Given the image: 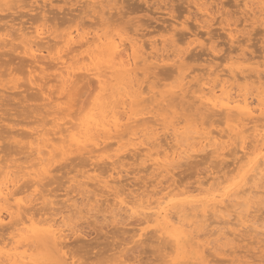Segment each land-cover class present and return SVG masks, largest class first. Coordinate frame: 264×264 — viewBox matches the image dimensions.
Segmentation results:
<instances>
[{
    "label": "bare ground",
    "instance_id": "bare-ground-1",
    "mask_svg": "<svg viewBox=\"0 0 264 264\" xmlns=\"http://www.w3.org/2000/svg\"><path fill=\"white\" fill-rule=\"evenodd\" d=\"M36 1L37 0H0V13L6 12L9 10L8 13L10 14V12H11V14H12L14 12H18L19 11L18 8L19 9L20 8L25 9V8H29L31 6H35V5H32L31 2L35 3ZM39 1H41V0H39ZM51 1L54 2L55 0H51ZM91 1L95 2L94 5ZM110 1H112V0H110ZM117 1L118 0L114 1V3H116ZM162 1H165V0H162ZM236 1H238V0H236ZM251 1L245 0V4H248V8L249 7L251 8V9L249 8L252 11L251 17L255 19L253 23H257V22L259 23V22H261L260 11L258 8H252L251 7V5L253 3H258V0H251ZM56 2L57 1H55V3ZM89 2L92 3L93 7L95 5L98 6V7L97 6L94 7L95 9L96 8H98V9L102 8L101 6H103V1H102V3H100L101 1L99 2V0H90ZM97 2L100 3L101 6L98 5ZM106 2L109 3V1L106 0V1H104V4ZM203 2H205V3H203ZM91 3H89V4H91ZM202 3L205 4L206 6L202 5ZM89 4H86V5L90 6ZM107 4L104 5L105 6V9H103L104 11H106V8L108 6H109L107 8L108 10L113 9V6L115 7L114 9H116V6L113 5V1L111 3H109L108 6H107ZM110 4H111V6H110ZM193 4H196V5L201 4V8H204L202 10H205L207 14L210 13L209 9L207 7L209 5H210L209 6L210 9H211V7H213V5L211 6V4L208 3V0L207 1L206 0L195 1V2H193ZM116 5H117V3H116ZM223 5L225 6V4H223ZM243 5H244V3H243ZM37 6H35V7H37ZM214 6H216V4ZM222 6H221V8H223ZM118 7H119V5H118ZM219 8H220V6H219ZM248 8H245V9L247 10ZM37 9H38V7L35 10H37ZM214 9H215V7H214ZM30 10L33 11V9H30ZM44 10H46V9L43 8V10L41 12L44 13L45 12ZM91 10L93 11L94 9L92 8ZM97 10H96V13H97ZM117 10H118V8H117ZM171 10L169 9V11H171ZM221 10L219 9V13H222V12L224 13V11H221ZM250 10H249V12L251 13ZM247 11L244 13L245 15H246V13H248ZM46 12H45V14H46ZM93 12H95V11H93ZM100 12H103L101 9L98 13H99V15L101 14L100 16H102V13H100ZM168 12H165V13H168ZM42 13H41V15H42ZM103 13H104V15L106 14L105 12H103ZM170 13L173 16V18L179 17L178 18L179 20L177 19L175 22L173 21L174 23H171L172 21L170 22L169 25L172 26V28H173L175 23L177 21H180L181 18H180V16L175 17L177 15L172 14V12H170ZM240 13L242 14V12H240ZM25 14L28 15L29 13L28 14L25 13ZM25 14L23 15V13L21 12V16L22 15L25 16ZM45 14L42 17H44ZM109 15H111V13ZM190 15H192V14H190ZM193 15H194V13H193ZM202 15H204V14H202ZM247 15H246V18H249L250 14L248 17H247ZM112 16H113V14H112ZM169 16H170V14H169ZM188 16H187V18H188ZM208 16H210V19H211V20L207 19V20H209V23L212 21L215 22L214 17L216 16V14L213 15V18H211V15H208ZM208 16H205V17L209 18ZM4 17H6V14H4V16L1 17V19ZM203 17L204 16H202V18ZM94 19H95V17H94ZM102 19H106V17L103 16V17H101V21H102ZM198 20H199V17H198ZM245 20L246 19H244V23H245ZM76 21H74V22H76ZM103 21H105V20H103ZM107 21H108V18H107ZM186 21H188V20L186 19ZM246 21H248V19ZM250 21H252V19ZM126 22H129V21H126ZM134 22H136V21H134ZM205 22H207V21L199 20V23L204 24ZM235 22H234V24H235ZM182 23H183V21H182ZM187 23H189V22H187ZM187 23L185 24L184 28L187 27V25H188ZM221 23H223V22H221ZM78 24H77V26H78ZM179 24H181V23L178 22L176 24V25H178L177 27H179ZM202 24H199V25H202ZM210 24H212V23H210ZM239 24H241V23H239ZM42 25H44V23H42ZM105 25L106 26H104V27L108 26L109 28L111 26L110 24L109 25L105 24ZM196 25H197V23H196ZM236 25H237V23H236ZM5 26H6V29H9V28H7V25H5ZM23 26L20 27L19 29H17L18 31L15 30L16 31L15 36H17L16 39L11 34H10V36L13 37L11 39L8 37L9 34H7V33H5V35L1 34L4 37L0 38V50H1V48H7L8 45H12V46H10V48L11 47L13 48V46H14V49H15V45H17L18 42L16 43L14 41V39L16 41L21 40V43L20 44L18 43V46H16L17 47L16 50L18 49V47L19 48L21 47V50H19V49L18 50L20 51V54H23V56H25L26 59H29L28 66L32 67V71L33 70H34V72L38 71V68L41 70V71L39 70L41 75L37 74L39 76H36V74H35L36 77L34 76L31 79V82H32L33 88L35 86V88L37 87L36 88L37 90L39 89V93L41 92L40 96L42 94L41 98L43 97L42 99H43L44 103H42V106H39L40 104L38 103V108H40L39 112H31V111H29L30 109H28V111L30 113H36L38 115L37 116L38 118H36V120L35 119L34 120L36 122L38 121L39 124L35 128L32 127L33 129L32 130L30 129V131L27 132V134H25V136L22 133V136L27 138V140L25 142H22L24 140H22L21 134H19L17 131H15V132L13 131L14 125H12V127L10 126V130L8 132H11V135L10 136L7 135L6 137H9V139H10L9 141L10 142L12 141L11 144L13 143L12 145H15L16 148L14 150L11 149V150H13L12 152L9 151L8 154L6 152H4V153H6V155L0 156V184L3 185L4 190L6 192L8 191L9 184H11L13 193L14 194L19 193V196H21V197L33 195L34 193H36V190L39 189V192L37 194L38 199L34 198L32 200V205H33L32 210L31 211H25L23 213L22 218H20V223L15 225V229L18 231L24 230V229H30L33 227V225H35V227L38 231L36 232L35 235H32V236L26 235V238L23 239L22 241L18 239L17 244L19 245L20 243H22L23 247L17 246V247H11L9 249H6L3 253V255H0V264H5L6 261L8 262V264H31V261L39 258L41 256V254L44 253V250H40L41 246L46 248L45 250H47L48 252H51L52 250H56L59 253H67L76 262V264H86L85 262H82V260L80 261V258H82V256H84V255L81 254L82 256L79 257V256H76V254L74 255V253L71 251H70L71 253H68V249L71 250L70 249L71 246H69L70 239L72 237L74 238L75 235H77L79 232L84 231V230H81L83 227L82 228L80 227L81 229H79V227H77L78 225L76 226L77 223H72V222H74L73 220L75 219V218H73L74 215H77L75 217H78V218H80V217L86 218L88 216L87 214H89V215L94 216V218H95V215H93L94 213H91L95 210H98L97 212L101 211V213H102V210H103V213L108 212V213H110L109 216L111 215L113 219H116L117 217H119V219L121 220L122 217H120V216H122L123 212L127 213L130 218L131 217L137 218V221L136 220L134 221L133 218H132L133 219L132 221H134L136 223L135 226L138 227L137 228L138 230L136 229V227L132 223L133 226L135 227L133 229L134 233L129 235V237H131V238H127V239H131L132 241L137 242V240H133V238L139 236L140 237L139 240L144 242L142 244V246H144V244L148 243V241H149L148 238L149 239L150 238H152V239L156 238V239H154L155 241L158 239L159 242L156 243L157 245L155 244L154 240L151 241L150 243L154 242V244H155V249H153V252H155V253H153V254L154 255L156 254L157 257L160 258V260L162 261V263H160V264H197V261H203L204 264H212L211 263L212 260H210L211 257L209 255V253H207V251L211 252L209 250H211L214 246L215 247H216V245L220 246L221 243L225 244L226 243L225 241H228L229 244L231 243L230 242L232 240V239H230L231 233H234L233 231L236 230L232 227V224H239V225H241V227H243V226L244 227H250V230H251V228L252 229L254 228L255 230L258 229L259 224H260L258 217L260 215L257 217L258 214H256V213L260 212L259 210L262 209L261 208L262 201H264V183H262V177H264V165H261L260 159H256L255 161H253L251 159V157H253V156L259 157L260 153L264 152V136H262V133H264V119L261 118V114H260V108L264 105L260 104V99H259L261 90H262V88H264V84H263L264 82L263 81L260 82L258 80V79L261 80V76L259 74L257 75V80L260 83L259 87L257 88L258 90L253 91L252 89H255L254 87L252 88V87L247 86L249 89L246 87V83L251 81V78H250L251 75L248 74V76H249L248 78L250 80L248 79L249 81L246 80L247 82L246 83L244 82L245 86H244V84H242L243 86L240 85V86L244 87L245 90L241 87V89L239 88L240 90L236 91L238 93H234L235 90L233 91V89L235 88L234 84H236L235 82L233 83V81H237L238 79L240 80V78H242V76L239 77V74H238L239 72H234L235 70L234 71L229 70V73H227L226 76H224V78L222 77V79L219 78L221 73L217 74L216 75V81H219V82L217 84L215 83V85L212 84L213 82L209 78V77H212V75L210 74L211 76H209L208 78L210 79V82L213 86L209 83V81H207L208 78H207V80H206V78H204L206 81H202L203 78L201 80H199V81H201L200 84L198 83L199 81L197 80L198 82L196 83V85L199 84L198 88H197L198 90H196L197 92L196 91L193 92L194 97L197 99V101H195V99H194V102H198V104H199L198 107H196V109L199 108L200 111H207V112L211 111L212 113L209 112L211 114L207 113L208 115H211V116H212V114L213 115L220 114L221 117L219 116V118L224 119V123H225V125H227V126H225L226 127L225 131L223 130L225 133L223 132L224 134H222L221 137H219V136L213 134L212 130L207 128L206 125H204V123L198 122V120L196 121V119H194V117L192 116V113L186 112V109L184 106V104L186 102H184V101H185L186 97L191 98V95H189L191 93V92H189L190 87L188 89H186V87L190 86V85L194 86L192 84V82L190 83V80L192 81V79L194 78L193 73H192V76H193L192 79L191 78H190V80L188 79L189 80V81L187 80L188 82L186 80H185L186 82H184V80L180 79L181 76L185 77L182 79H186L188 76L187 74L184 75L185 73H187L186 71L188 68V67L187 68L184 67V65L186 64V62H185L186 60L184 61L185 64H183V65L181 64L182 66L180 65L182 67V69H181L182 71H184V69L186 70L185 72L181 71L183 74L181 72L176 73L175 69L172 70V72H175L176 74H181V76H179L180 78L177 79L178 81H176V83L179 82L178 84H175V83L173 84L171 82V84H173V85H171L172 87H170L168 85L170 87V88H168V90H167V88L164 87L166 91H157L156 92V90H155V91H153L152 96H150V97L144 96L148 93V91H147V93H145L147 84L144 85L145 83L142 82V80H143L142 76L145 77L146 74H147V77H149L153 74L155 75L154 70H153V72H149V70L152 71L151 69L158 68L159 63H161L162 66L160 68L162 69V67L165 65L162 63L167 62V59L168 60L171 59L168 57L169 52H167L166 49H163V47H162V50H161V48H160L161 46L159 47V45L158 46L156 45V44H158L156 42L157 40H155V41L152 40L155 43H152L151 39H150V41H147L149 44L151 43L150 44L151 46L149 45L150 47L148 46V48L155 49L157 46V48L158 47L160 48L159 49L160 52L165 50L166 53H168V55H165V52L163 55H160L163 52L159 53V54H157V53L155 54V52H152L150 49H147V47L145 48V46L143 45V42H145L146 40L144 38L145 41H143L142 37H146L145 35H147L148 33L144 32L145 33L144 34L142 32L143 34L141 36L140 35L141 33L137 32V34H139L141 36V39L139 41V38H140L139 35L138 36H136V34L133 35L134 33H136L135 32L136 29L133 33L131 32L132 35L130 36L129 34H131V33H129V32L127 33L125 31V29H123V28H121V30L126 32V33H122L121 30H119V32H117L118 28L116 29L115 27H111V28H113V30L116 29L117 31H111V32L109 31L108 32V30H110L111 28L110 29L105 28L104 31H102L103 29H101L99 31L98 30L96 31V29H94L93 32H89L90 31L89 29H88L89 31L86 30L88 27L85 29L86 30L85 31L83 29L82 30L77 29L78 27L73 26L76 28V29L74 28L75 31L74 30L71 31V29H68L71 32L70 31L67 32V30L65 29L66 33L64 32L65 35L62 36L63 38H60L61 37L60 33L56 34L57 35L56 37L59 38V41H61L60 43L58 42L57 39H55V41H53V42H55L54 44L58 45L57 46L58 50H56V47H54L55 49L49 50L50 46H51L50 43L52 42L53 38H55V36H52V35H55L54 33L58 30L57 26H56V28H57L56 31L54 29L52 30V28L51 29L50 28H42V27L39 28L38 25L35 27V29L33 28V30L30 31L31 28L27 26L28 29L30 28L29 32H27L26 31L27 28L24 26V28H25L24 29ZM204 26H205V24L202 25V27L201 26L200 27L203 29ZM242 26H243V24H242ZM242 26H241L240 31H245L246 29L243 30ZM73 27H71V28H73ZM211 27H212V25H211ZM237 27H239V26H237ZM64 28H66V27H64ZM81 28H82V26H81ZM190 28L191 27L188 25L187 29L190 30ZM206 28L204 30H207ZM233 28L235 29L236 27H233ZM233 28H231V27L227 28V31H229V37L231 38L230 40H234L233 37L236 34L235 32H237L236 30H238V29L234 30ZM14 29H15V27H14ZM47 29L48 30L50 29V31L52 30V32L53 31L54 32L50 33V31H48ZM119 29H120V27H119ZM164 29H166V27ZM12 30L13 29H11L9 32H11ZM137 30H138V28H137ZM192 30H194V29H191V33L189 32L190 35H192V37H193V35L197 36L198 34L195 32L192 33ZM138 31H140V29ZM1 32H2V30H1ZM167 32L169 33V31H167ZM171 33H172V31H171ZM180 34H182V33L180 32ZM1 35H0V37H1ZM59 35H60V37H59ZM248 35H250V34H248ZM172 36L174 38V34H173L170 36V38L168 37V41L166 39L167 42L166 41L165 42L168 43L170 41L169 39H171V42L174 41V43L179 41V40H177L176 36H175L176 39L172 40L173 39ZM183 36H184L183 39H185L187 37L185 35H183ZM183 36H181V37H183ZM60 39H63V40H60ZM146 39H148V38H146ZM188 39H190V38H188ZM56 40H57V42H56ZM141 40L143 41L142 43H141ZM193 40H195V39H193ZM237 40H239V42L241 41L240 38ZM190 41H192V40H190ZM13 42L15 43V45H13L14 44ZM160 42H162V40ZM171 42L169 44H171ZM182 42H184V41H182ZM178 43L179 42H177V44ZM194 43H195V41H194ZM54 44H53V46H54ZM146 44L147 43L145 42V45ZM193 44L191 42L192 47H193ZM172 46L170 45V48ZM200 46H202V44ZM173 47L176 48L177 46L174 45ZM180 47H181V50L179 53H181L182 50L184 52L185 51L184 49L186 46L184 47V49H182L183 46L178 44V48H180ZM190 47H188V44H187V49ZM170 48H169V50H170ZM178 48H176V50ZM146 49L148 51L150 50L151 52L150 51L148 52ZM213 49H214V47H213ZM8 50L13 51L11 49H8ZM53 50L57 51L56 54H53V53H55ZM159 50L157 49V51H159ZM173 51H175V50H173ZM187 51H189V49ZM1 52L3 53L4 51L1 50ZM172 52H170V53H172ZM51 54H53V55H51ZM174 54L176 56L178 55L176 53H172V55L171 54L170 55L173 56V58H174V57H176ZM185 54H188V53L186 52ZM242 54H244V52ZM3 55H4V53L0 56V60H1V57H3ZM164 55L167 57H164ZM181 55H182V57H184V53ZM9 56H10V54H9ZM241 57H243V56H241ZM185 58L186 57H184V59ZM48 59L50 60V63H52V61H54L53 62L54 66H51V67L52 68L55 67L54 69H56V71H55L51 68L55 72L53 75L55 77L54 78L52 77L53 79L51 78L53 81L50 79L48 80L47 75H46L47 74L46 71L50 70V68H47V66H46L47 61H49ZM246 59H245V61H246ZM7 60H1L0 62H3V61L5 62ZM242 60H243V58H242ZM174 61L177 63H178V61L175 59L173 60L172 64L175 66ZM181 61H183V58L181 59ZM188 63L190 64L191 62H188ZM244 63H242V64H244ZM167 64H168V62H167ZM246 64H247V62H246ZM247 66L248 65H245V67H247ZM48 67H50L49 64H48ZM230 69H232V68H230ZM256 69H258V68L256 67ZM213 70L215 71L216 69H213ZM29 71H30V73H32V76H33L34 72H32L31 70H29ZM139 71H141L142 74L144 73L145 75L141 74L142 76L139 77L140 76ZM167 71L168 70L166 68L164 70V72L167 74ZM216 71H218V70H216ZM203 72H205V71H203ZM240 72H241V74H243L244 71L242 70ZM205 73H207V72H205ZM225 73H226V71H225ZM256 73H258V72H256ZM51 74L52 73H50V76H51ZM255 74H253L254 75L253 77H256ZM177 76H176V78H178ZM91 77H93L94 79ZM173 77H174V75H173ZM225 77H227V79ZM243 78L244 79H241V80H245L247 77L243 76ZM85 79L86 80L87 79L96 80L95 82H96V85L98 86L97 87L98 91H96L95 95H93L95 97L92 98V101L90 104H88L87 108L86 109L84 108V110L82 109L83 111L81 113H79L78 115L77 114L75 115L74 114L75 112L73 110H74L75 104H77V102H75V97L77 96L76 90L78 89L77 87L79 86V83H82L81 81L85 80ZM140 79H141V81H140ZM196 79H199V77L198 78L196 77ZM213 79H215V78H213ZM29 80H30V78H29ZM44 80H48L49 83L51 81L52 82L58 81L57 83H59V85L53 83V84H55V86H58V88H57L58 91L52 90V89H49L50 91H47V89L45 87L47 85V81H44ZM179 80H181V81H179ZM144 82H146V81H144ZM195 82H193V83H195ZM239 82H241V81H239ZM254 82H256V80H254ZM187 83L188 84L190 83V85H186ZM51 84L52 83H50V86H51ZM142 85L145 86V89H143ZM236 85H238V84H236ZM251 85H253V84H250V86ZM254 85L256 87L257 84H254ZM31 87H30V89H31ZM154 87H157V86L154 85ZM154 87L152 85V88H154ZM194 87H196V86H194ZM151 89L149 88L148 90H150V92H151ZM250 89H251V91L249 92L248 90H250ZM187 90H188V93H187ZM55 91H57L56 92L57 94L55 93ZM166 92H171L173 97L171 99H170V97L167 98ZM252 92L253 93L256 92L255 96H257V97L255 98V100L253 98L254 96H253ZM250 93H252V94H250ZM187 94L189 96H187ZM251 95L253 97H250ZM147 98H149V99H147ZM193 98H192V100H193ZM154 99H155V101L161 99L158 101V103L161 105L165 104V103H161V102H166L169 99L170 102L169 101H168V103L166 102L167 103L166 106L170 105L172 108V112H170V110L168 109V111L171 113L170 117L173 116L176 119H178L180 117L178 115L181 112L180 111L181 109H184L185 110L184 113L185 112L187 113L184 115V118L181 119L183 122H185L184 125L181 124V120H180L181 117L179 118L180 121L177 120L178 122H171L170 123V124H172V126L170 127V125H169V127L172 128V130L170 131V134L167 135V137L169 136L168 137L169 139L167 137H166V139L164 138V140H167L166 144H165L166 147L163 146V144L160 142V140L157 142V140L160 138L159 132L161 130H159L158 127H154V126L159 125V124L154 122V120L152 119L153 117H148V119L150 118L153 120V121H151V123L152 122H153V124L155 123L154 126H149V127L145 126L144 128L141 127L142 129H139V126H141L140 124L142 123L141 120L147 119V118H143L144 114L148 113V112H143L145 110L144 108L146 106H144V108H143L142 104L145 100L146 101L151 100V102H152V101H154ZM256 99H257V101H256ZM37 100H39V99H37ZM255 101H256V104H255ZM151 102H148V103H151ZM192 105H195V104H193V102H192ZM238 105H239V107H237ZM154 106H157V105L155 104ZM31 107H33V106H31ZM140 107H142L143 110ZM163 107H165V105L161 106L162 109H163ZM158 108H160V107L157 106V109L155 107L154 112L156 110L163 111L162 109H158ZM246 109H251V111L250 112L246 111ZM36 110H38V109H36ZM145 111H148V110L146 109ZM77 112H79V111H77ZM157 112H155V113L157 114ZM164 112H165V110H164ZM166 112H167V108H166ZM149 113L154 114L152 112V110H149ZM73 114H74V116H76L75 119L72 118ZM156 114H154L152 116H156ZM203 114L205 115L206 113L203 112ZM177 116H178V118H177ZM157 118H158V115H157ZM163 118L166 119V117H163ZM167 118H168V116H167ZM170 119L173 121L172 118H170ZM117 121H119V123H117ZM165 122H166V120H165ZM169 122H166V123L169 124ZM143 124L147 125L148 123L143 122ZM168 124H167V126H168ZM180 124L182 126H180ZM8 125H10V124H8ZM161 125H163V124H161ZM165 125L163 128H165ZM223 127H224V124H223ZM164 133H163V135H164ZM19 136H21V137L19 138ZM1 138L6 139L4 136ZM237 138L241 139V145L239 147L236 144ZM114 139H117V141H118L117 143H119L118 150L116 151L114 149V151H116L114 154L108 153V154L104 155L103 153H101V151L105 148L107 150L110 149L109 148L110 145H111V148L113 149L114 145L112 146V144L114 143V141H113V143H111V142ZM110 140H111V142H109ZM14 143H16V144H14ZM104 145L108 146V147H104ZM3 149L4 148H2V145L0 143V153H2ZM16 151H17L16 155L19 154L18 152H20V153L24 152L26 154V155H24L25 160L24 161L22 160V162L20 161L21 163L19 162L20 156L17 159L14 158L16 156H13V152H16ZM108 151H110V150H108ZM102 152H104V150ZM86 153L88 154L87 157H89V160H88V158H87V160L90 161V162L86 161L87 165H93L94 164V166L90 167L92 169L89 168V170H86L83 174L81 173L82 175L80 174V176L85 180H82L80 178L78 180L77 176L76 177L74 176L72 178L68 176L69 179H66V181L69 180V181L74 182L73 183L74 185L72 184L73 189L71 190V187H70V190H71V192H74V193L76 192V195L71 196L70 191L67 190L64 193V196L62 195L63 197H65V199L63 197H62L63 198L62 199L59 197L60 194L56 195L58 193H56V194L52 193V191H51L52 189H50V188H49L50 192H49V190H45V189L43 190V188L45 187L47 182H48L47 183L48 185L52 183V182L48 181L47 178H49L50 176L52 177V175H53L52 173H54L55 171L61 170L58 168L56 169L55 165L57 163L60 162V164H61L62 160L68 161V160H70V158H72V160H77V159H79V157L76 158L78 155H80V157L82 156L81 158H84L83 156H85ZM74 154H78V155L75 156ZM227 154L234 156L233 157V160H235V161H233L235 163L234 168H232L230 170V172H228V173L225 172L223 176H219V175L215 174V175H212V177H210V179L208 178L205 181L203 180V181L197 182V183H199L197 186H194V185H193V187L187 186V187H184V189L180 188V190H179L178 186H176V184H175L176 189L173 188L174 186L168 190H165V188H163L166 192H163V189H161L158 192H149L148 191L149 188L148 189L145 188V190L143 189L145 192L142 190V192H144V193L139 192V194H136L133 197L131 196V199L126 198L128 195L127 196L124 195L125 197L123 195L121 196L122 193L126 194V190L125 191L122 190L119 192L118 191L117 192L112 191L115 189V185L119 184V183H114V182H116V181L120 182L119 177L122 176L123 171H126V170L121 169V166L123 165L121 162H123V160H125L126 158L129 160V162H130V159L132 158L133 163H134L133 158H135V161H136V159H137V161L139 159L140 162L139 161L138 162L141 165L143 163V164H146V166H148V167H146V169H150V170L152 169V171L154 173L155 172L157 173V175H154V173H153V176H158V177L163 176L165 178V176H167L168 174H170V176L173 175V177H174L175 170L178 167L181 168V166H182L181 164H183L182 163L183 161L189 160V162H191L192 161L191 158H197L199 156L205 155L207 157V159H208V156L214 157L216 159L221 158V160H219V161L224 162ZM8 155H11L14 159ZM72 156H74L76 159H74V157H72ZM205 156H203V157L206 158ZM203 157H202V159H204ZM81 160H83V159H81ZM81 160H80V162L84 161V160L83 161H81ZM226 161H228V160H226ZM75 162H79V161H75ZM99 162L104 163V165L107 164V167L105 166L106 167L105 172H103V169H102L103 173L99 171L102 174L96 173V172H98L97 170H99L98 168H100V169L103 168V166H100L101 164L99 165ZM218 162H217V164H218ZM62 163H64V162H62ZM127 163L128 162H126L124 164L127 165ZM139 163H136V165H138ZM185 163H187V162H185ZM77 164H79V163H77ZM84 164L85 163H83V164L81 163V165H84ZM75 165H73V166L75 167ZM60 166L61 165H59V167ZM129 166L130 165H128V167ZM219 166H221V164ZM212 167H214V166H212ZM78 169H77V171H78ZM81 169L82 168L80 167V170ZM73 170L72 171L70 170V171L73 172ZM70 171L68 170L67 173H69ZM129 171H131V170H129ZM217 172H219V171H217ZM55 173H57V172H55ZM158 177H156V178H158ZM45 179L47 181L46 183L43 182V181H45ZM52 180H54V179H52ZM90 181L94 182V184L98 183L99 185H101L102 187L97 185V186H99L98 188L101 187V188H103V190L106 189V191H108V193H107L108 195L109 194L112 195V193H113L114 198L111 199V200H113L112 201L113 204H112V202H109V203L106 202L104 204V206H101V204H99V199H98L99 197H98V198H96L94 203L90 204V206L88 208L84 209L85 206H83L81 204V201L87 195L83 196V197L79 196V195L84 194V192H86L85 190L88 191L87 187H88ZM196 181H199V180H196ZM233 181L237 182L236 187H235V191H233L229 196L225 197L223 195V188L226 187L229 183H231ZM120 184H121V182H120ZM171 184H170V186H171ZM155 185H157V184H155ZM177 185H180V184L177 183ZM191 185H192V183H191ZM124 188H125V186L123 187V189ZM107 189H110V190H107ZM119 189H121V187ZM95 190H97V189L95 188ZM129 190H131V189H129ZM146 190H147V192H146ZM46 191H48V192H46ZM53 191H54V189H53ZM100 191H102V189ZM104 193H105V191H104ZM157 193H162V195L161 194L159 195ZM52 194H53V196H52ZM127 194H128V191H127ZM130 194H131V192H130ZM156 194L159 196L154 198V196ZM94 195H92V197L90 198L91 200H92ZM101 195L102 194H100V196ZM57 196L60 199L59 198L57 199ZM77 196L82 197L83 199L80 201ZM52 197H54L55 199L54 198L52 199ZM108 198H110V197H108ZM108 198L107 199L105 198L106 201H109ZM37 201H39V202H37ZM40 202H42V203H40ZM39 203L44 204L45 208H44V206L43 207L40 206L38 208L37 205H40ZM83 203H85V205H86L85 201ZM86 207H87V205H86ZM42 208H44V209H42ZM37 209H40V210H37ZM7 211L12 212L13 209L8 208ZM71 212L72 213L74 212L72 217L68 215V213L70 214ZM83 212H85L86 214H84ZM16 213H17V215H19L18 206L16 209ZM98 214H100V213H98ZM103 216H105V215H103ZM109 216H106V218ZM89 217H91V216H89ZM3 218H7V217L3 214H0V219H3ZM125 218H126V220L128 219L127 217H125ZM213 218H215V219H213ZM122 219H124V218H122ZM111 222H112V220H111ZM114 222H115V220H114ZM116 222H115V224H116ZM122 222H123V220H121V222L120 221L117 222L116 225L120 226ZM151 222L155 223V225L157 227L154 228L153 230L150 229L151 232L149 231V233L145 232L146 228L142 227V224H148ZM262 222H263V220H262ZM127 223H126V225H127ZM217 223L220 225H224V226L222 228H219L216 230V228L214 227V224H217ZM115 224L113 223L114 226H115ZM124 224H125V221H124ZM230 225L233 228L232 231L230 230L231 233L228 231L230 229V228L228 229V227ZM250 225H252V227ZM0 228H2V226H0ZM44 228H52L55 230L54 235L51 237L50 241L44 233L39 231L40 229H44ZM114 228H116V227H114ZM101 229L104 230V228H101ZM135 229L137 230L136 232H135ZM225 229L226 230L228 229L227 230L228 233ZM260 229H261V227H260ZM118 230H115L113 232L117 231L116 232V234H117ZM262 230H263V228H262ZM243 231H245V230L243 229ZM247 231H249V230H247ZM126 232H129V231L123 230L121 233V231L119 230L121 237H122L123 233H124L123 235L125 236ZM130 233H131V231H130ZM144 233H146L145 238L148 237L147 234H150L149 237L147 238V241H145L143 239ZM239 233H241V232H239ZM261 233L259 232L258 234H261ZM235 234L232 235V236H234V241L236 240ZM0 235H1V233H0ZM126 235H127V233H126ZM213 235L214 236L217 235L216 239L215 238L212 239ZM242 235H243V233H242ZM262 235H263V233H262ZM83 236L86 237L85 235H82V236H80L79 240H81V238ZM127 236H125V237H127ZM228 236H230V237L228 238ZM240 237H241V235H240ZM78 238H79V236H78ZM105 238H106V235H105ZM228 239H230V240H228ZM79 240L77 242H75L76 245H77V243L80 242ZM83 240H81V241H83ZM88 240L90 241V239H88V238L84 241L86 242ZM97 241H95V242H97ZM140 241L138 242V244L134 243V244H136L135 247L140 248V247H138V246H140L139 245ZM145 242H147V243H145ZM91 243H92V241H91ZM213 243H215V244H213ZM261 243H263V242H261ZM98 244H100V242ZM154 244H153V247H154ZM34 245H36V246L40 245L39 249H38V247L36 249V251L40 250V252L34 253L32 251V248L35 247ZM68 246H69V248H68ZM107 246H109V245H107ZM149 246H152V245L150 244ZM230 247L231 246H229V248ZM231 248H233V247H231ZM104 249H105V247H104ZM228 249L226 248V250H228ZM108 250H107V252H109ZM96 252L99 253V251H96ZM101 252L102 251L100 250L99 257L101 255L104 256V253L102 252L103 253L102 254ZM87 253H89V254H87ZM87 253L85 254L86 256H89L91 254L89 251ZM98 253H96V256L98 255ZM121 253L120 252L115 253V251L112 252V254L114 256L116 254H121ZM215 253H216V251H215ZM37 254H38V256H36ZM112 254H111V256H112ZM68 255H66L64 258L68 259ZM102 256L100 258L104 260V257L107 255H105L104 257H102ZM119 256L117 257V255H116L117 259L115 257H113V259L111 258L113 261L115 258V260H116V261H114L115 264L118 260L122 259L121 258L122 254H121L120 258H119ZM127 257H128V255H127ZM209 257H210V259H209ZM135 258L136 257L125 258V260L124 259L121 260L122 262L120 261L121 263H119V261H118L117 264L118 263L119 264H136V261H132V259H135ZM138 258L137 259L140 261V260H142L140 258H143V257L141 256ZM97 259H99V258H97ZM227 260L229 261V259H227ZM107 261H111V260H107ZM113 261H111L112 264H114ZM96 262H97V264H99V260H97ZM217 262H219V261H217ZM141 264H143V263H141Z\"/></svg>",
    "mask_w": 264,
    "mask_h": 264
},
{
    "label": "rangeland",
    "instance_id": "rangeland-1",
    "mask_svg": "<svg viewBox=\"0 0 264 264\" xmlns=\"http://www.w3.org/2000/svg\"><path fill=\"white\" fill-rule=\"evenodd\" d=\"M55 1H57L56 3H55ZM54 2L53 1H51V0H41V1H39V0H37L36 2L38 3H34V2H31V4L32 5H35V6H37L38 7V9L37 10H35L37 7H35V6H31V7H29V8H25V9H23V8H18V12H14V13H12L11 14V12H10V14L8 13L9 12V10L8 11H6V12H3V13H0V29L2 30V32H1V30H0V35L2 34V35H5V33H7V34H9V38L11 39V38H13L12 36H14L15 37V39H16V37L17 36H15L16 35V31L15 30H17V29H19L20 27H22L23 25L27 28V26L28 27H30L31 28V30H30V28L28 29H26V31L27 32H29V30L30 31H32L33 30V28L35 29V27L38 25V27L39 28H52V30L54 29L55 31L57 30V28H58V30L54 33L55 35H52V36H55V38H53V40H52V42L50 43L51 44V46H50V49L49 50H51V49H55L54 47H56V50H58V45H56V44H54L55 42H53V41H55V39H57L58 40V42L60 43L61 41H59V38H57L56 36V34H58V33H60L61 34V37H60V35H59V37L60 38H63L62 36L63 35H65L64 34V32L67 30V32L68 31H70V30H68V29H71V31L72 30H74V28L75 27H78L77 29H83V30H85L87 27V31H89V32H93L94 31V29H96V31L98 30H101V29H103L102 31H104L105 30V28L106 29H110L111 27H115L116 29L115 30H113V28H111L110 30H108V32L110 31H117V32H119V30H121V28H123V29H125V31L128 33H133L134 31H135V29H136V33H134L133 35H135L136 34V36H138L139 34H137V32L138 33H141L140 35L142 36V34L145 32V33H148L147 35H145L146 37H142V39H143V41H145L147 44L145 45V42H143L142 40H141V43L143 42V45L145 46V48L147 47V49H150V48H148V46L151 44H149L147 41H150V39H151V41L153 40V41H155V40H157L156 42L158 43V44H156L157 46L159 45V47L161 48V50H162V47H163V49H166V51L167 52H169V55H168V53H166V51L164 50V51H161L160 52V48L158 47L157 48V46H156V48L159 50V51H157V49L155 50V49H150L152 52H155V54L157 53V54H159V53H162V54H160V55H163L164 54V52H165V55H168V57L169 58H171L170 60H168L167 59V62H168V64H167V62H163L162 64H165L163 67H162V69L160 68L162 65H161V63H159V67L158 68H153V69H151L152 71H150L149 70V72H153V70L155 71L154 73H155V75L153 74V75H151V76H149V77H147V74L145 75L144 73V75H145V77H143L142 75V72L141 71H139V74H140V76L139 77H141L142 76V78H143V80L144 81H146V82H144L143 80H142V82L143 83H145L144 85H146V90H145V93H147V91H148V93L146 94V95H144L145 97H150V96H152L153 95V91H155L156 90V92L157 91H166L165 90V88H167V90H168V88H170V87H172L171 85H173L174 83L175 84H178V83H176V81H178L177 79H179L180 77L179 76H181V74H176V73H179V72H181L182 70V65L183 64H185V62H186V64L184 65V67L185 68H187V71L184 69V71H182V72H187V73H185L184 75H188L187 76V78L186 79H182V78H185V77H182L181 76V80H184V82H186L188 79L190 80V78L192 79V77L194 76V78L192 79V81L190 80V83L192 82V84L194 85V86H196V87H194V86H191L190 85V83L188 84H186V85H190V86H187L186 87V89H188L189 87L191 88H189V92H191L189 95H191V98L189 99L188 97H186V99H185V101L184 102H186L185 104H184V106H185V109H186V112H190V113H192V116L194 117V119H196V121L198 120V122H202V123H204V125H206V127L207 128H209L210 130H212V133L213 134H215V135H217V136H219V137H221V135L222 134H224L225 132V126H227V125H225V123H224V119H221V118H219V116L221 117V115L220 114H216V115H213L212 114V116L211 115H208V114H211L212 112L211 111H209V112H211V113H209V112H207V111H200V109L199 108H197L196 109V107H198V102H194V99H195V101H197V99L194 97V94H193V92L194 91H196V90H198L197 88H198V85L200 84V82L201 81H199V80H201L202 78V81H206L207 80V78L209 77V76H211L212 75V77H209L210 79H211V81L213 82L212 84H214L215 85V83L217 84L219 81H216V75L217 74H219V73H221L220 74V79H222V77L224 78V76H226V74L227 73H229V70L230 71H234V72H239L238 74H239V77H241L242 76V78H240V80L238 79L237 81H233V83L235 82L236 84H238V85H236V84H234L233 86L235 87L234 89H233V91L235 90V92L234 93H238V92H236V91H238V90H240L241 89V87L243 86L242 84H244V86H245V83L247 82L246 80H248L249 78V76H248V74L249 75H251L250 76V78H251V81H249L248 83H246V87L248 86V87H254L255 89H252L253 91H255V90H258L257 88L259 87V85H260V83L258 82V80L260 81V82H264V25L261 23V22H257V23H253L254 22V18H252L251 16H252V11H251V13L249 12V10L247 11L245 8H244V5H243V3L245 4V0H243V3L241 2V0H238V1H236V0H208V3L209 4H211V6L213 5H215L216 4V6H214L215 7V9H214V7H211V9H210V5L207 7L208 9H209V14H207L206 13V11L205 10H202V9H204V8H201V4H199V5H196V4H193V2H195V1H203V0H165V1H160V0H118L116 3H117V5H116V3H114V1H116V0H112L113 1V5H115L116 6V9H114L115 7L113 6V9H110V10H108L107 8L109 7L108 6V4L109 3H111L112 1H110V0H108L109 1V3L108 2H106L105 4H104V1H106V0H99V2L100 3H102V1H103V6H101L100 5V3H98V5H100L102 8H94V7H96L97 5H95L94 7L92 6V3H93V5H94V1L91 3V2H89L90 0H55ZM86 1V2H85ZM207 1V0H206ZM247 1H251V0H247ZM52 2V3H51ZM91 3V4H89V3ZM192 4H191V3ZM238 2V3H237ZM252 2V1H251ZM54 3V4H53ZM60 3V4H59ZM73 3V4H72ZM96 3V4H97ZM108 3V4H107ZM165 3V4H164ZM199 3V2H198ZM197 3V4H198ZM201 3V2H200ZM203 3H205V2H203ZM202 3V5H205V4H203ZM219 3V4H218ZM53 4V5H52ZM86 4H89L90 6H88V5H86ZM107 4V8H106V11H104L103 9H105V6L104 5H106ZM137 4V5H136ZM223 4H225V6L223 5ZM243 6H242V5ZM40 5V6H39ZM118 5H119V7H118ZM220 6V8H219V6ZM223 5V6H222ZM86 6V7H85ZM110 6H111V4H110ZM168 6V7H167ZM172 6V7H171ZM192 6V7H191ZM206 6V5H205ZM204 6V7H205ZM221 6L223 7V8H221ZM98 7V6H97ZM217 7V8H216ZM225 7V8H224ZM42 8V9H41ZM43 8L44 9H46V10H44L45 12H46V14H45V12L44 13H42L41 11L43 10ZM94 9L93 11H95V12H93L91 9ZM117 8H118V10H117ZM167 8V9H166ZM242 8V9H241ZM27 9V10H26ZM30 9H33V11H31ZM41 9V10H40ZM90 9V10H89ZM100 11V9L103 11V12H105L106 14L104 15V13L103 12H100V13H102V16H100L99 15V11ZM169 9L171 10V11H169ZM186 9V10H185ZM219 9L221 10V11H224V13H230L231 14V18H232V21H233V23L231 24V28H233V27H236L234 30H236V29H238V30H236L237 32H242V33H244V35H240V36H236V34H235V39L234 40H230L231 38L229 37V31H227V29L225 28V24L224 23H221V22H216L217 20V17H218V15L219 14H221V13H219ZM248 12V13H246V15H247V17L249 16V14H250V16H249V18H246V15L244 14L246 11ZM29 10V11H28ZM35 10V11H34ZM96 10H97V13H96ZM169 12H168V11ZM17 11V10H16ZM23 13V15L25 14V13H29L28 15H26L25 14V16H21V12ZM24 11V12H23ZM28 11V12H27ZM31 11V12H30ZM193 11V12H192ZM20 12V13H19ZM92 14H91V13ZM165 12H168V13H165ZM170 12H172V14H174V15H177V16H175V17H178V16H180V18H181V20L180 21H177L176 23H175V25L173 26V28H172V26H170L169 24H170V22L171 23H174L178 18H173V16L171 15V13ZM240 12H242V14L240 13ZM40 13V14H39ZM41 13H42V15H41ZM95 13V14H94ZM111 13V15H109ZM193 13H194V15H193ZM223 13V12H222ZM4 14H6V17H4V18H2L1 19V17H3L4 16ZM14 14V15H13ZM20 14V15H19ZM45 14V16L44 17H42L43 15ZM112 14H113V16H112ZM169 14H170V16H169ZM190 14H192V15H190ZM202 14H204V15H202ZM216 14V16L214 17V20H215V22H210V23H212V24H210L209 23V20H207V19H210V16H208V15H211V18H213V15H215ZM13 17H12V16ZM99 15V16H98ZM189 15V16H188ZM201 15V16H200ZM242 15V16H241ZM78 16V17H77ZM98 16V17H97ZM103 16H105L106 17V19H102V21L103 20H105V21H101V17H103ZM187 16H188V18H187ZM202 16H204L203 18H202ZM205 16H208L209 18H207V17H205ZM94 17H95V19H94ZM191 17V18H190ZM198 17H199V20H204V21H207V22H205L204 24H205V28L207 29V30H204L205 28L203 27V29L201 28L202 27V25H204V24H202V23H199V24H202V25H196V23H197V21H199L198 20ZM201 17V18H200ZM78 18V19H77ZM107 18H108V21H107ZM197 18V19H196ZM216 18V19H215ZM111 19V20H110ZM115 19V20H114ZM186 19L188 20V21H186ZM244 19H248V21H246L245 20V23H244ZM252 19V21H250ZM45 20V21H44ZM77 20V21H76ZM100 20V21H99ZM125 20V21H124ZM179 20V19H178ZM211 20V19H210ZM243 21L241 24H237L236 25V22L235 21ZM71 21V22H70ZM74 21H76V22H73ZM81 21V22H80ZM96 21V22H95ZM98 21V22H97ZM118 21V22H117ZM126 21H129V22H126ZM134 21H136V22H134ZM174 21V22H173ZM182 21H183V23H182ZM67 22V23H66ZM105 22V23H104ZM107 22V23H106ZM181 23V24H179V27H177L178 25H176L177 23ZM187 22H189V23H187L191 28H190V30H188L187 29V27H188V25H187V27H185L184 28V26H185V24ZM201 22V21H200ZM234 22H235V24H234ZM249 22H250V26H247L246 27V25H249ZM252 22V23H251ZM7 23V24H6ZM42 23H44V25H42ZM69 23V24H68ZM79 23V24H78ZM114 25H113V24ZM4 24V25H3ZM16 24V25H15ZM74 24V25H73ZM77 24H78V26H77ZM105 24H110L111 26H110V28L108 27H104V26H106ZM118 24V25H117ZM125 24V25H124ZM136 24V25H135ZM139 24V25H138ZM219 24V25H218ZM242 24H243V26H242ZM262 24V25H261ZM5 25H7V28H11V29H13L11 32H9L10 30L9 29H6V26ZM40 25V26H39ZM53 25V26H52ZM71 25V26H70ZM75 26V27H73V26ZM132 25V26H131ZM196 25V26H195ZM211 25H212V27H211ZM236 25V26H235ZM5 26V27H4ZM24 26H23V28H24ZM45 26V27H44ZM52 26V27H51ZM56 26H57V28H56ZM70 26V27H69ZM81 26H82V28H81ZM100 26V27H99ZM125 26V27H124ZM201 26V27H200ZM237 26H239V27H237ZM241 26H242V29L243 30H245V31H240V29H241ZM259 26V27H258ZM14 27H15V29H14ZM55 27V28H54ZM64 27H66V28H64ZM71 27H73V28H71ZM84 27V28H83ZM119 27H120V29H119ZM166 27V29H164ZM195 27V28H194ZM246 27V28H245ZM137 28H138V30L140 29V31H138L137 30ZM180 28V29H179ZM6 29V30H5ZM25 29V28H24ZM50 29L48 30V31H50ZM66 29V30H65ZM76 29V28H75ZM89 29V30H88ZM130 29V30H129ZM191 29H194V30H192V33L193 32H195V33H197L198 35L196 36H194L193 35V37H192V35H190V33H191ZM262 29V30H261ZM52 30L50 31V33L52 32ZM85 30V31H86ZM169 31V33L167 32V31ZM230 30V29H229ZM18 31V30H17ZM62 31V32H61ZM70 31V32H71ZM75 31V30H74ZM122 31V30H121ZM148 31V32H147ZM171 31H172V33H171ZM206 31V32H205ZM9 32V33H8ZM54 32V31H53ZM52 32V33H53ZM126 32H124V31H122V33H126ZM143 32V33H142ZM180 32L183 34V35H185V36H187L185 39H183L184 38V36L182 35V34H180ZM190 32V33H189ZM205 32V33H204ZM237 32H235V33H237ZM246 32V33H245ZM66 33V32H65ZM132 33L131 34H129L130 36L132 35ZM144 33V34H145ZM179 33V34H178ZM185 33V34H184ZM187 33V34H186ZM10 34L12 35V36H10ZM14 34V35H13ZM173 35L174 34V38H173V36H172V40H174V39H176L177 38V40H179V41H177V42H179L178 44L179 45H181V46H183L182 47V49H184V47H185V51L183 52V50L181 51V53H179L180 52V50H181V47L180 48H178V44H177V42L176 43H174V41L173 42H171V39H169L170 41L168 42V43H166L167 41H168V37L170 38V36L171 35ZM248 34H250V35H248ZM1 35V37H4V36H2ZM139 35V41H140V39H141V36ZM144 36V35H143ZM175 36H176V38H175ZM181 36H183V37H181ZM246 36V37H245ZM166 37V38H165ZM192 37V38H191ZM229 37V38H228ZM8 38V39H9ZM144 38H145V40H144ZM146 38H148V39H146ZM188 38H190V39H188ZM240 38V42H239V40H237V39H239ZM14 39V41L17 43H21V40L19 41V40H15ZM19 39V38H18ZM162 40V42H160L161 40ZM165 39V40H164ZM166 39H167V41H166ZM193 39H195V40H193ZM198 39V40H197ZM57 40H56V42H57ZM60 40H63V39H60ZM164 40V41H163ZM190 40H192V41H190ZM245 40V41H244ZM152 41V43H155V42H153ZM166 41V42H165ZM182 41H184V42H182ZM187 41V42H186ZM194 41H195V43L197 44H195L194 43ZM197 41V42H196ZM237 41V42H236ZM243 41V42H242ZM171 42V44H169ZM191 42H192V44H193V47L191 46ZM14 43V42H13ZM18 43H17V45H15V43L13 44V45H15V49H14V46H13V48L11 47L10 48V46H12V45H8V49H11V50H13V51H10V50H8L7 48H1V50H3L4 52V55H3V57H1V60H7V61H3V62H0V136L1 137H5L6 139H2L1 137V141H0V143H1V145H2V148H4L3 149V151H2V153H0V156H3V155H6V153L8 154L9 153V151H13L15 148H16V146L15 145H12L11 144V142L9 141L10 139H9V137H6L7 135L8 136H10L11 135V132H8L9 130H10V126L12 127V125H14V129H13V131L15 132V131H17L19 134H21V136H22V133H23V135L25 136V134H27V132H29L30 131V129L32 130L33 128H35L36 126H38V121L36 122L35 120H36V118H38L37 116V114L36 113H30L29 111H31V112H39V109L40 108H38V103L40 104L39 106H42V103H44V101H43V97L41 98V96H42V94H41V96H40V93H39V89L37 90L36 88H35V86H34V88H33V85H32V82H31V79L35 76V74H36V76H39V75H41L40 74V69L38 68V71H35L34 72V70L32 71V67H30V66H28V64H29V59H26L25 58V56H23V54H20V51L19 50H21V47L19 48L18 47V49L16 50V46H18ZM164 43V44H163ZM167 45H166V44ZM173 43V44H172ZM185 43V44H184ZM53 44H54V46H53ZM62 44V43H61ZM187 44H188V47H190V48H188L189 49V51H187L188 49H187ZM190 44V45H189ZM202 44V46H200ZM212 44V45H211ZM60 45V44H59ZM170 45L172 46H174V45H176L177 47L176 48H178L177 50H176V48L175 47H171L170 48ZM61 46V45H60ZM151 46V45H150ZM149 46V47H150ZM169 46V47H168ZM197 46V47H196ZM196 47V48H195ZM213 47H214V49H213ZM169 48H170V50H169ZM6 49V50H5ZM146 49V50H147ZM1 50H0V56L3 54L2 52H1ZM8 50V51H7ZM16 50V51H15ZM149 50V51H150ZM173 50H175V51H173ZM215 50V51H214ZM54 51V50H53ZM148 51V50H147ZM148 51V52H149ZM150 51V52H151ZM173 51V52H172ZM46 52V51H45ZM55 53H53V54H56V52L57 51H54ZM147 52V53H148ZM170 52H172V53H176V54H178L176 57H174L173 58V56H171L172 55V53H170ZM184 53V57H186L185 59H184V57H182V55L181 54H183ZM188 53V54H185V53ZM216 52V53H215ZM244 52V54H242ZM6 54V55H5ZM9 54H10V56H9ZM53 54H51V55H53ZM171 54V55H170ZM164 55V57H167V56H165ZM183 58V61H181V57ZM9 56V57H8ZM179 56V57H178ZM241 58H239V57ZM241 56H243V57H241ZM248 56V57H247ZM193 58V59H192ZM229 58V59H228ZM239 58V59H238ZM242 58H243V60H242ZM247 58V59H246ZM177 60L178 61V63L177 62H175L174 61V63H175V66L172 64L173 63V60ZM245 59H246V61H245ZM0 60V61H1ZM49 60V59H48ZM186 60V61H185ZM206 60V61H205ZM47 61V60H46ZM185 61V62H184ZM54 61H52V63H50V60L49 61H47V68H50V70H47L46 71V75H47V78H48V80L50 79V80H52L55 76H53L54 75V71L53 70H55L56 71V69H54L55 67H51V66H54V63H53ZM180 62V63H179ZM188 62H191L190 64L188 63ZM245 62V63H244ZM246 62H247V64H246ZM259 64H258V63ZM189 65H188V64ZM242 63H244V64H242ZM249 63V64H248ZM48 64H49V66L50 67H48ZM52 64V65H51ZM182 64V65H181ZM217 64V65H216ZM257 64V65H256ZM168 65V66H167ZM181 65V66H180ZM188 65V66H187ZM225 65H228V69L225 67ZM245 65H248L247 67H245ZM244 66V67H243ZM261 66V67H260ZM36 67V66H35ZM34 67V68H35ZM217 67V68H216ZM256 67L258 68V69H256ZM31 68V69H30ZM36 68V69H37ZM53 70H52V69ZM167 68V74L164 72V70ZM230 68H232V69H230ZM234 68V69H233ZM35 69V70H36ZM164 69V70H163ZM173 69H175V71H176V73L175 72H172V70ZM189 69V70H188ZM191 69V70H190ZM213 69H216V70H218V71H214ZM247 69V70H246ZM254 69V70H253ZM29 70H31L32 72H34V74H33V76H32V73H30V71ZM40 70V71H39ZM163 70V71H162ZM194 70V71H193ZM205 71V72H207V73H205V72H203V71ZM228 70V71H227ZM244 71L243 72V74H241V72L240 71ZM261 70V71H260ZM49 71V72H48ZM192 71V72H191ZM213 71V72H212ZM225 71H226V73H225ZM169 72V73H168ZM181 72V73H182ZM212 72V73H211ZM215 72V73H214ZM256 72H258V73H256ZM260 72V73H259ZM42 73V72H41ZM50 73H52L51 74V76H50ZM192 73L194 74L193 76H192ZM215 75H214V74ZM256 73V74H255ZM37 74H39V75H37ZM142 74V75H141ZM150 74V73H149ZM148 74V75H149ZM176 74V75H175ZM183 74V73H182ZM211 74V75H210ZM253 74H255V76L256 77H253L254 75ZM260 75L261 76V80L260 79H258L257 80V75ZM30 75V76H29ZM173 75H174V77H173ZM178 75V76H177ZM183 75V76H184ZM197 75V76H196ZM35 76V77H36ZM176 76L178 77V78H176ZM201 76V77H200ZM243 76H246L247 78L245 79V80H241V79H244L243 78ZM53 77V78H52ZM196 77L198 78L199 77V79H196ZM228 77V76H227ZM227 77H225L226 79H227ZM29 78H30V80H29ZM38 78V77H37ZM46 78V79H47ZM52 78V79H51ZM91 78H93V77H91ZM176 78V79H175ZM204 78H206V80L204 79ZM208 78V80L207 81H209V83L211 84V82H210V79ZM213 78H215V79H213ZM229 78V77H228ZM94 79V78H93ZM91 80V79H85V80H82L81 82L82 83H79V86L77 87L78 89L76 90V92H77V96L75 97V102H77V104H75V106H74V114L76 115H78L79 113H81L83 110H84V108L86 109L87 108V106H88V104H90L91 103V101H92V98H94L95 96H93V95H95V92L96 91H98V86L96 85V80ZM147 79V80H146ZM230 79V78H229ZM256 80V82H254V80ZM48 80H44V81H47V85L45 86L46 87V89H47V91H50L49 89H52V90H57V88H58V86H55V84H58L59 85V83H57L58 81H54V82H50V83H52L51 84V86H50V83L48 82ZM55 80V79H54ZM181 80H179V81H181ZM186 80V81H185ZM188 80V81H189ZM199 82H198V81ZM214 80V81H213ZM219 80V79H218ZM253 80V81H252ZM140 81H141V79H140ZM187 81V82H188ZM196 81V82H195ZM239 81H241V82H239ZM171 82L173 83V84H171ZM193 82H195V83H193ZM199 83L198 85H196V83ZM232 82V81H231ZM245 82V83H244ZM251 82V83H250ZM2 83V84H1ZM53 83H55V84H53ZM142 83V84H143ZM203 83V82H202ZM211 84V85H212ZM248 84V85H247ZM250 84H253V85H251L250 86ZM254 84H257L256 85V87H255V85ZM264 84V83H263ZM30 85V86H29ZM144 85H142L143 86V89H145V86ZM152 85H153V87H154V85L155 86H157V87H154V88H152ZM160 85V86H159ZM170 87H169V86ZM203 85V84H202ZM205 85V84H204ZM240 85H242V86H240ZM32 86V87H31ZM159 86V87H158ZM176 86V85H175ZM213 86V85H212ZM27 87V88H26ZM30 87H31V89H30ZM165 87V88H164ZM174 87V86H173ZM238 87V88H237ZM247 87V88H248ZM54 88V89H53ZM95 88V89H94ZM151 89V92H150V90H148V89ZM240 88V89H239ZM244 90H245V88L244 87H242ZM162 89V90H161ZM242 89V90H243ZM249 89V88H248ZM218 90V89H217ZM241 90V91H242ZM58 91V90H57ZM57 91H55V93L57 92ZM249 92L251 91V89L250 90H248ZM197 92V91H196ZM199 92V91H198ZM240 92V91H239ZM257 92V91H256ZM256 92H252L253 93V96L251 95L250 97H253L254 98V100H255V98L257 97V96H255L256 95ZM38 93V94H37ZM170 93V94H169ZM187 93H188V90H187ZM252 93H250V94H252ZM57 94V93H56ZM97 94V93H96ZM151 94V95H150ZM188 94H187V96H189ZM93 96V97H92ZM166 96H167V98H169L170 97V99L173 97V95L171 94V92H166ZM194 97V98H193ZM192 98H193V100H192ZM36 99V100H35ZM37 99H39V100H37ZM147 99H149V98H147ZM151 99V98H150ZM159 100H161V99H159ZM159 100H156L155 101V99H154V101H152L151 102V100L150 101H144L143 102V108H144V106H146L144 109L146 110H148V111H143V112H148V113H146V114H144V116H143V118H147V119H143V120H141V126H139V129H142V128H144L145 126L147 127H149V126H154V124L155 123H157V124H159V125H156V126H154V127H158L159 128V130H161L160 132H159V137L161 138H159L158 140H157V142L160 140V142L163 144V146H165V144H166V141L167 140H164V138L166 139V137H167V135L168 134H170V131L172 130V128H170L171 126H172V124H170L171 122H178L177 120H179V118H180V120L181 119H183L184 118V115L185 114H187L186 112L184 113V109H181L180 111V113H179V115L178 116H180L179 118H178V116H177V118L178 119H176L175 117H173V116H171L170 117V112H172V108H171V106L170 105H167L166 106V104L168 103V101H169V99L166 101V102H161V103H165L164 105H165V107H163V109L161 108V106H164L163 104L161 105V104H159L158 103V101ZM173 100V99H172ZM41 101V102H40ZM256 101H257V99H256ZM256 101H255V104H256ZM148 102H151V103H148ZM170 102V101H169ZM192 102H193V104H195V105H192ZM158 106V107H160V108H158V109H162L163 111H160V110H156L155 112H157V114L154 112V110H155V107H156V109H157V106H154L155 104ZM158 103V104H157ZM191 103V104H190ZM31 106H33V107H31ZM34 104V105H33ZM36 104V105H35ZM153 106H152V105ZM161 105V106H160ZM28 106V107H27ZM35 106V107H34ZM170 106V107H169ZM195 108H194V107ZM37 107V108H36ZM27 108V109H26ZM38 109V110H36V109ZM142 110H143V108L142 107H140ZM152 108V109H151ZM166 108H167V112H166ZM26 109V110H25ZM28 109H30L29 111H28ZM83 109V110H82ZM168 109L170 110V112L168 111ZM180 109V108H179ZM81 110V111H80ZM149 110H152V112L154 113V114H156V116H152V115H154V114H150L149 113ZM164 110H165V112H164ZM26 111V112H25ZM77 111H79V112H77ZM160 111V112H159ZM163 112V113H162ZM203 112L204 113H206L205 115L203 114ZM28 113V114H27ZM184 113V114H183ZM189 113V114H190ZM208 113V114H207ZM33 114V115H32ZM35 114V115H34ZM74 114L72 115V118L73 119H75L76 118V116H74ZM157 115H158V118H157ZM31 116V117H30ZM141 116V117H142ZM167 116H168V118H167ZM191 116V117H192ZM210 116V117H209ZM26 117V118H25ZM148 117H153L152 119L154 120V124H153V122L151 123V121H153L152 119H148ZM163 117H166V119H164ZM223 117V116H222ZM5 118V119H4ZM170 118H172L173 119V121L170 119ZM210 118V119H209ZM215 118V119H214ZM35 119V120H34ZM13 122H12V121ZM165 120H166V122H169V124L168 123H166L165 122ZM176 120V121H175ZM179 120V121H180ZM6 121V122H5ZM148 121V122H147ZM209 121V122H208ZM11 122V123H10ZM15 122V123H14ZM143 122L145 123H148L147 125L146 124H143ZM183 121L181 120V124H185V122H183ZM35 123V124H34ZM8 124H10V125H8ZM135 124V123H134ZM152 124V125H151ZM161 124H163V125H161ZM166 124V125H165ZM167 124H168V126H167ZM180 124V126H182ZM209 124V125H208ZM222 124V125H221ZM223 124H224V127H223ZM34 125V126H33ZM164 125H165V128H163L164 127ZM169 125H170V127H169ZM251 125V124H250ZM249 125V126H250ZM17 126V127H16ZM29 126V127H28ZM218 126V127H217ZM33 127V128H32ZM142 127V128H141ZM168 127V128H167ZM161 128V129H160ZM170 129V130H169ZM7 130V131H6ZM169 130V131H168ZM224 130V131H223ZM8 132V133H7ZM164 133V135H163V133ZM224 132V133H223ZM227 132V131H226ZM4 134V135H3ZM3 135V136H2ZM21 136H19V138L21 137ZM169 137V136H168ZM167 137V138H168ZM8 138V139H7ZM169 139V138H168ZM22 140H24V141H22V142H25L26 140H27V138H25V137H23L22 136ZM113 141H114V143H113ZM116 141V142H115ZM109 142H111V140L109 141ZM118 141H117V139H114V140H112V142L111 143H113L112 144V146H113V149L111 148V145H110V149H108V150H110V151H108L106 148L105 149H103L104 150V152H102L101 151V153H103L104 155H106V154H108V153H115L117 150H118V148H119V143H117ZM156 142V143H157ZM107 143V142H106ZM14 144H16V143H14ZM22 144V143H21ZM117 144V145H116ZM104 147H108V146H105L104 145ZM166 147V146H165ZM117 148V149H116ZM164 148V147H163ZM11 149H13V150H11ZM114 149L116 150V151H114ZM6 150V151H5ZM113 150V151H112ZM4 152H6V153H4ZM10 152V153H11ZM133 152V151H132ZM16 153H17V151L16 152H13V156H16V157H14L15 159H17V158H19V156H20V160H19V162L21 161L22 162V160L24 161L25 160V156L24 155H26L24 152L23 153H20V152H18L19 154H17L16 155ZM229 154V153H228ZM227 154V156L225 157V160H224V162H222V161H219V160H221V158L220 159H216V158H214V157H209L208 156V159H207V155L205 156V155H203V156H205L206 158H204L203 156H199V157H197V158H191V162H189V160H187V161H183L182 163L183 164H181L180 166H181V168L180 167H178L176 170H175V175H174V177H173V175L172 176H170V174H168L167 176H165V178L163 177V176H153V171H152V169L150 170V169H146V167H148V166H146V164H143L142 163V165L139 163L140 162V160L138 159V161H137V159H136V161H135V158H133V161H134V163L132 162V158L130 159V162H129V160L126 158L125 160H123V162L124 163H126V162H128L127 163V165H125L123 162H121L123 165L121 166V169H123V170H126V171H123V173H122V176H120L119 178H120V182H121V184H120V182L119 181H116V182H114V183H119V184H114L115 185V189L114 190H112L113 192H119V191H125L126 190V194L124 193H122L121 194V196L123 195H125V196H127L126 198H128V199H131V196L133 197L134 195H136V194H139V192H142V190L144 189L145 190V188L146 189H148V191L149 192H158V191H160L161 189H163V188H165V190H168V189H171L173 186V188H175V184H176V186H178V189L180 190V188L182 189H184V187H193V185L194 186H197L199 183H197V182H200V181H205V180H207L208 178L210 179V177H212V175H215V174H217V175H219V176H223L224 175V173L225 172H230V170L232 169V168H234V165H235V163L233 162V161H235V160H233V157L234 156H232V155H228ZM75 156L76 155H78V154H74ZM87 153L85 154V156H83L84 158H81L80 157V155H78L76 158H78L79 157V159L81 160V159H83V160H81V161H83V162H80V160L79 159H77V160H72V158H70V160L72 161H70V160H66V161H64V160H62L61 161V164H60V162L59 163H57L56 165H55V167H56V169L58 168V169H61L60 171H55V172H57V173H52L53 175H52V179H54V180H52L50 177L49 178H47V180L48 181H50V182H52L51 184H47L48 182L46 181V179H45V181H43V182H47L46 183V185H45V187L43 188V190L45 189V190H49V188L50 189H52L51 191H52V193H54V194H56V193H58V194H56V195H59V197L60 198H62L63 196H64V193L67 191V190H69L70 191V195L71 196H73V195H76V192L74 193V192H71V190L73 189L72 187V184L74 183L73 181H69V180H67L66 181V179H69V177H76L77 176V179L79 180V178L80 179H82V180H85V179H83L81 176H80V174L82 173H84L86 170H89V168L90 167H93L94 166V164L93 165H87V163H86V161H88L89 160V157H87ZM8 156H11V155H8ZM12 157V156H11ZM72 157H74V156H72ZM201 157V158H200ZM202 157L204 158V159H202ZM13 158V157H12ZM13 158V159H14ZM23 158V159H22ZM75 157H74V159H76ZM87 158H88V160H87ZM198 159V160H197ZM210 159V160H209ZM206 160V161H205ZM226 160H228V161H226ZM75 161H79V162H75ZM94 161V160H93ZM126 161V162H125ZM220 163H219V162ZM20 162V163H21ZM62 162H64V163H62ZM88 162H90V161H88ZM92 162V161H91ZM139 163L138 165H136V163ZM185 162H187V163H185ZM217 162H218V164H217ZM71 163V164H70ZM76 165H75V164ZM77 163H79V164H77ZM81 163L83 164V163H85L84 165H81ZM130 163V164H129ZM214 163V164H213ZM234 163V164H233ZM64 164V165H63ZM101 164V165H100ZM148 164V163H147ZM198 164V165H197ZM217 164V165H216ZM221 164V166H219ZM59 165H61L60 167H59ZM73 165H75V167L73 166ZM81 165V166H80ZM99 165L100 166H103V168H98L99 170H97L98 172H96V173H99V174H102L103 172H105V169H106V167H107V164H105L104 165V163H102V162H99ZM128 165H130L129 167H128ZM149 165V164H148ZM58 166V167H57ZM106 166V167H105ZM109 166V165H108ZM133 166V167H132ZM212 166H214V167H212ZM74 169H72V168ZM80 167L82 168L81 170H80ZM98 167V166H97ZM105 167V168H104ZM126 169H125V168ZM132 167V168H131ZM216 167V168H215ZM224 167V168H223ZM79 168V169H78ZM77 169H78V171H77ZM90 169H92V168H90ZM102 169H103V172H102ZM223 169V170H222ZM68 170L70 171H72L73 170V172H69V173H67L68 172ZM129 170H131V171H129ZM140 170V171H139ZM146 170V171H145ZM215 170V171H214ZM221 170V171H220ZM102 172V173H100V172ZM217 171H219V172H217ZM133 172V173H132ZM215 172V173H214ZM129 173V174H128ZM148 173V174H147ZM201 173V174H200ZM214 173V174H213ZM221 173V174H220ZM226 173V174H227ZM79 174V175H78ZM81 174V175H82ZM154 175H157V173L155 172L154 173ZM59 176V177H58ZM65 176V177H64ZM69 176V177H68ZM56 179H55V178ZM146 177V178H145ZM156 177H158V178H156ZM163 177V178H162ZM60 178V179H59ZM50 179V180H49ZM153 179V180H152ZM163 179V180H162ZM52 180V181H51ZM183 180V181H182ZM196 180H199V181H196ZM156 181V182H155ZM162 181V182H161ZM178 181V182H177ZM56 182V183H55ZM92 185H91V184ZM90 183H89V185H88V187H87V189H88V191L87 190H85L86 192H84V194H81V195H79V196H86V197H84V199L82 198V197H79V196H77L78 198H79V200L81 201L82 199V201H81V204L83 205V206H85V208L84 209H86V208H88L89 206H90V204H92V203H94L95 202V200H96V198H98L99 199V204H101V206H104V204L107 202V203H109V202H112L113 200H111V199H113L114 197V194L112 193V195L111 194H107L108 193V191H106V189H104L103 190V188H101L102 186L101 185H99L98 183H95L94 184V182H91L90 181ZM154 183V184H153ZM173 185H172V184ZM177 183L178 184H180V185H177ZM191 183H192V185H191ZM155 184H157V185H155ZM170 184H171V186H170ZM196 184V185H195ZM22 185V184H21ZM51 185V186H50ZM74 185V184H73ZM97 185H99V186H101L100 188L102 189V191H100L101 189L100 188H98L99 186H97ZM127 185V186H126ZM153 185V186H152ZM65 186V187H64ZM93 186V187H92ZM95 186V187H94ZM125 186V188L123 189V187ZM155 186V187H154ZM166 186V187H165ZM70 187H71V190H70ZM121 187V189H119ZM95 188L97 189V190H95ZM53 189H54V191H53ZM129 189H131V190H129ZM176 189V188H175ZM90 190V191H89ZM107 190H110V189H107ZM143 190V191H144ZM164 189H163V192H166ZM104 191H105V193H104ZM127 191H128V194H127ZM136 193H135V192ZM45 192V191H44ZM46 192H48V191H46ZM49 192H50V190H49ZM89 192V193H88ZM110 192V191H109ZM130 192H131V194H130ZM145 192V191H144ZM144 192H142V193H144ZM146 192H147V190H146ZM26 194V193H25ZM95 194V195H94ZM100 194H102L101 196H100ZM106 194V195H105ZM119 194V193H118ZM157 194H161L162 195V193H157ZM155 195L154 196V198L155 197H158L159 195ZM55 195V196H56ZM63 195V196H62ZM92 195H94L93 196V198H92V200L90 199L91 197H92ZM52 196H53V194H52ZM54 196V197H55ZM107 196V197H106ZM112 196V197H111ZM124 196V197H125ZM54 197H52V199L54 198ZM58 196H57V199L59 198ZM108 197H110V198H108ZM59 198V199H60ZM64 199H65V197H63ZM62 198V199H63ZM108 198L109 199V201H106V199ZM55 199V198H54ZM102 200V201H101ZM41 201V200H40ZM86 202V205H87V207H86V205H85V203H83V202ZM37 202H39V201H37ZM40 203H42V202H40ZM39 203V204H40ZM44 203V202H43ZM47 203V202H46ZM38 204V203H37ZM36 204V205H37ZM103 204V205H102ZM112 204H113V202H112ZM35 205V206H36ZM60 205V204H59ZM38 206V208L41 206V207H43L44 206V204H40V205H37ZM82 206V207H83ZM263 206V207H262ZM37 208V207H36ZM44 208H45V206H44ZM44 208H42V209H44ZM48 208V207H47ZM46 208V209H47ZM105 208V207H104ZM262 208V209H261ZM261 210H259L260 212H257L256 214H258L257 215V217L259 218V227H258V229L257 230H255L254 228L252 229L251 228V230H250V227H241V225H239V224H232V227L234 228V229H236L235 231H233L234 233H231V231L233 230V228L231 227V225L228 227V231L231 233V237L230 236H228V238L230 237V239H232L230 242V244L228 243V241H225L224 243L225 244H223V243H221V245L219 246V245H216V247L213 249H211V250H209V251H211V252H208L207 251V253H209V255H210V257H211V259H210V257H209V259L210 260H212V264H262V261H264V205H261ZM41 209V208H40ZM40 209H37V210H40ZM99 209V208H98ZM48 210V209H47ZM100 210V209H99ZM85 211V210H84ZM96 211V212H95ZM95 211H93V212H91V213H94L93 215H95V218H94V216H92V215H89V214H87L88 216L85 218H78V217H75V216H77V215H74L73 216V218H77L76 220L74 219L73 221L74 222H72V223H77L76 224V226L77 227H79V229H81L82 227V229L81 230H84L82 233L81 232H79L77 235H75V237L71 240L70 239V244H69V246H71L70 247V249L71 250H69L68 249V253H71V252H73L74 253V255L76 254V256H82V255H84V256H82V258H80V261L82 260V262H85L86 264H97V260H99V264H112V262L111 261H113L112 259H113V257H115L116 259H117V257L119 256V258L121 257V254H122V259H124L125 260V258H131V257H136L135 259H132V261H136V264H141V263H143V264H160V263H162V261L160 260V258H158L157 257V255L155 254H153V253H155V252H153V249H155V244L156 243H158L159 242V240L156 242L154 239H156V238H154V239H152V238H148L149 237V235L150 234H147L148 235V243L147 242H145V243H147V244H144V246H142V244L144 243V242H142V241H140L139 239H140V237L139 236H137V237H135V238H133V240H137V242H135V241H132L131 239H127V238H131V237H129V235H131L132 233H134L133 232V229L136 227L135 225H136V223L134 222L135 220L137 221V218H133V217H129V215L127 214V213H125V212H123V214H122V216H120V217H122V218H124V219H122L121 218V220H123V222L121 223V225L120 226H117L116 224H117V222H121V220L119 219V217H117L116 219H113L112 218V216L110 215L109 216V214L110 213H103V210H102V213H101V211L100 212H97L98 210H95ZM86 212V211H85ZM85 212H83L84 214H86ZM96 213V214H95ZM98 213H100V214H98ZM74 214V212L72 213H68V215L69 216H71L72 217V215ZM102 214V215H101ZM262 214V215H261ZM103 215H105V216H103ZM89 216H91V217H89ZM106 216H109V217H107L106 218ZM125 217H127L128 219L126 220V218ZM88 218V219H87ZM134 219V221H132L133 219ZM216 218V217H215ZM215 218H213V219H215ZM112 220V222L115 224V222H116V224H115V226L113 225V223L111 222V220ZM80 220V221H79ZM95 222H94V221ZM101 220V221H100ZM114 220H115V222H114ZM262 220H263V222H262ZM76 221V222H75ZM124 221H125V224H124ZM111 222V223H110ZM128 222V223H127ZM126 223H127V225H126ZM134 224V226H133V224ZM106 224V225H105ZM262 224V225H261ZM108 225V226H107ZM119 225V224H118ZM125 225V226H124ZM153 225V226H152ZM216 225V226H215ZM106 226V227H105ZM224 225H220V224H214V227L216 228V230L217 229H219V228H222ZM251 227H252V225H250ZM81 227V228H80ZM112 227V228H111ZM114 227H116V228H114ZM142 227H145L146 228V231L145 232H148L149 233V231H150V229L151 230H153L154 228H156L157 226L155 225V223H153V222H151V223H148V224H142ZM260 227H261V229H260ZM101 228H104V230L103 229H101ZM138 227H136V229H137ZM214 228V229H215ZM245 230V231H243V229ZM262 228H263V230H262ZM101 229V230H100ZM113 229V230H112ZM121 231V233H122V231L123 230H126V231H129V232H126L127 233V235H126V233H125V236H127V237H125L123 234H122V237H121V234L119 233V230ZM135 229V232L138 230H136ZM115 230H118V233L116 234V232H113V231H115ZM226 230V229H225ZM226 230V231H227ZM231 230V231H230ZM240 230V231H239ZM247 230H249V231H247ZM130 231H131V233H130ZM228 231H227V233H228ZM243 231V232H242ZM113 232V233H112ZM151 232V231H150ZM239 232H241V233H239ZM245 232V233H244ZM248 234H247V233ZM263 233V235H262V233L261 234H258V233ZM0 233H1V235L3 234V232L2 231H0ZM236 233V234H235ZM242 233H243V235H242ZM99 234V235H98ZM146 233H144V235H145ZM233 234H235V241H234V236H232ZM241 235V237H240V235ZM256 236H255V235ZM82 235H85L86 237H82L81 238V240H86L87 238L88 239H90V241L88 240V241H81V240H79L80 239V236H82ZM105 235H106V238H105ZM120 235V236H119ZM143 235V239L145 240V241H147V238H145L146 237V235L144 236ZM229 235V234H228ZM247 235V236H246ZM78 236H79V238H78ZM100 236V237H99ZM124 236V237H123ZM216 237H217V235H213L212 236V239H216ZM233 237V238H232ZM255 237V238H254ZM261 237V238H260ZM108 238V239H107ZM124 238V239H123ZM138 238V239H137ZM77 239V240H76ZM92 239V240H91ZM107 239V240H106ZM230 239H228V240H230ZM80 241L79 243H77V245L75 244V242H77V241ZM98 240V241H97ZM112 242H111V241ZM155 241V244H154V242L153 243H150L151 241ZM248 240V241H247ZM262 240V241H261ZM74 241V242H73ZM91 241H92V243H91ZM95 241H97V242H95ZM140 241V243H139V245L140 246H138V247H140V248H137V247H135L136 246V244H138V242ZM252 241V242H251ZM255 241V242H254ZM90 242V243H89ZM100 242V244H98ZM114 242V243H113ZM236 242V243H235ZM260 242V243H259ZM261 242H263V243H261ZM94 243V244H93ZM117 243V244H116ZM132 243V244H131ZM134 243H136V244H134ZM72 244V245H71ZM151 244L152 246H149V245ZM153 244H154V247H153ZM213 244H215V243H213ZM212 244V245H213ZM223 244V245H222ZM229 244V245H228ZM107 245H109V246H107ZM157 245V244H156ZM35 246V247H34ZM33 247L34 248H32V251L35 253H38V252H40V250H44V252H48L47 250H45L46 248H44L43 246H41L40 247V245L39 246H36V245H34ZM69 246H68V248H69ZM142 246V247H141ZM146 246V247H145ZM229 246H231V247H233V248H229ZM0 247H2V245H0ZM37 247H38V249H39V247L41 248L39 251L37 250L36 251V249H37ZM84 247V248H83ZM95 247V248H94ZM102 247V248H101ZM104 247H105V249H104ZM134 247V248H133ZM157 247V246H156ZM43 248V249H42ZM137 248V249H136ZM218 248V249H217ZM221 248V249H220ZM226 248L228 249V250H226ZM109 249V250H108ZM82 250V251H81ZM85 250V251H84ZM100 250L104 253V256L105 255H107V256H102V257H104V260L103 259H101L100 257H99V253H100ZM107 250L109 251V252H107ZM111 250V251H110ZM115 251V253H121V254H116L117 255V257H116V255L114 256L113 254H112V252H114ZM126 250V251H125ZM129 250V251H128ZM138 250V251H137ZM221 250V251H220ZM225 252H223V251ZM233 250V251H232ZM71 251V252H70ZM89 251L91 254L89 255V256H86L85 254L87 253V252ZM96 251H99V253L98 252H96ZM146 251V252H145ZM215 251H216V253H215ZM77 252V253H76ZM98 253V255L96 256V253ZM101 252V253H102ZM126 254H124V253ZM128 252V253H127ZM143 252V253H142ZM221 252V253H220ZM72 253V254H73ZM102 253V254H103ZM130 253V254H129ZM82 254V255H81ZM87 254H89V253H87ZM111 254H112V256H111ZM109 255V256H108ZM127 255H128V257H127ZM131 255V256H130ZM138 255V256H137ZM208 255V256H209ZM214 255V256H213ZM36 256H38V254L36 255ZM143 257V258H140V259H142V260H138L139 258L138 257ZM89 257V258H88ZM124 257V258H123ZM156 257V258H155ZM217 257V258H216ZM92 258V259H91ZM97 258H99V259H96ZM112 258V259H111ZM115 258H114V261H116L115 260ZM138 258V259H137ZM77 259V258H76ZM101 259V260H100ZM122 259H120V260H118L119 261V263H121L122 261ZM150 259V260H149ZM218 259V260H217ZM227 259H229V261L227 260ZM231 259V260H230ZM96 260V261H95ZM103 260V261H102ZM107 260H111V261H107ZM158 260V261H157ZM238 260V261H237ZM94 261V262H93ZM107 261V262H106ZM114 261H113V263H114ZM117 261V262H118ZM121 261V262H120ZM152 261V262H151ZM156 261V262H155ZM217 261H219V262H217ZM90 262V263H89ZM93 262V263H92ZM104 262V263H103ZM117 262H116V264H117ZM159 262V263H158ZM118 263V264H119ZM115 264V263H114Z\"/></svg>",
    "mask_w": 264,
    "mask_h": 264
},
{
    "label": "snow or ice",
    "instance_id": "snow-or-ice-1",
    "mask_svg": "<svg viewBox=\"0 0 264 264\" xmlns=\"http://www.w3.org/2000/svg\"><path fill=\"white\" fill-rule=\"evenodd\" d=\"M243 3V0H241ZM214 7V6H213ZM245 8H248V4H244ZM252 8H258L260 11L261 16V22L264 24V0H258V3H253L251 5ZM216 22H223L225 24V28L231 27V24L233 23L231 14L230 13H221L217 17ZM243 21H236L237 24L242 23ZM197 24L199 25V21H197ZM250 26V22L249 25ZM237 36L244 35V33L237 32ZM2 38V37H0ZM236 37L234 36L233 39ZM227 68L228 65H225ZM260 104L264 105V88H262L260 93ZM239 107V105L237 106ZM246 111H251V109H246ZM260 114L261 118L264 119V106L260 108ZM119 123V121H117ZM262 136H264V133H262ZM236 144L239 147L241 145V139L237 138ZM98 147V146H97ZM253 161L256 159H260L261 165H264V152H261L259 157L253 156L251 157ZM236 181H233L229 183L226 187L223 188V195L225 197L229 196L233 191H235L236 187ZM262 183H264V177H262ZM38 192L39 189L36 190V193L33 195L28 196H19V193H13L12 191V185L9 184L8 191L6 192L4 190V187L2 184H0V214L5 215L7 218L0 219V231L3 232V235H0V255H3L4 251L6 249H9L11 247H23V244L20 243L17 244L18 239L23 240L27 236L35 235L38 231L33 225L30 229H24V230H16L15 225L20 223V218H22L23 213L25 211H31L32 210V200L34 198L38 199ZM262 205H264V201H262ZM17 206L19 208V215L16 213ZM12 208V212H8L7 209ZM40 232L44 233L46 237L51 240V237L54 235L55 230L52 228H44L40 229ZM10 233V234H9ZM68 255L67 253H59L56 250H52L51 252H44L41 254V256L37 259H34L31 261V264H76V262L71 258L70 255H68V259H65L64 257ZM5 264H8L6 261ZM197 264H204L203 261H197ZM262 264H264V261H262Z\"/></svg>",
    "mask_w": 264,
    "mask_h": 264
}]
</instances>
